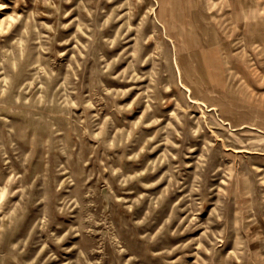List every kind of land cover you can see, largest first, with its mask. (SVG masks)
Listing matches in <instances>:
<instances>
[{
    "label": "rangeland",
    "instance_id": "rangeland-1",
    "mask_svg": "<svg viewBox=\"0 0 264 264\" xmlns=\"http://www.w3.org/2000/svg\"><path fill=\"white\" fill-rule=\"evenodd\" d=\"M166 1L0 0V264H264V62L178 36L264 0Z\"/></svg>",
    "mask_w": 264,
    "mask_h": 264
},
{
    "label": "crops",
    "instance_id": "crops-1",
    "mask_svg": "<svg viewBox=\"0 0 264 264\" xmlns=\"http://www.w3.org/2000/svg\"><path fill=\"white\" fill-rule=\"evenodd\" d=\"M163 3H168V9L179 13V15H175V18L180 17L182 19L184 15L188 14L198 17L200 14L198 3L196 7H192L190 6L192 4L190 0H171V2L166 1ZM230 7L229 11L234 14L238 13V7H241V5L234 2ZM248 24L253 25L254 23L251 21ZM179 34L178 36L181 37L183 43V47L179 50L194 53V58H201L203 65L208 69L223 67L225 64L222 62L224 61H235L230 66L236 68H261L263 66L261 63L264 62V29L252 26L248 28L237 26L235 28H220L215 30L214 33H205L204 29L190 27L188 31H182ZM211 78L210 82L214 83V77L211 76ZM228 80H226V83ZM241 80L243 82V78Z\"/></svg>",
    "mask_w": 264,
    "mask_h": 264
}]
</instances>
